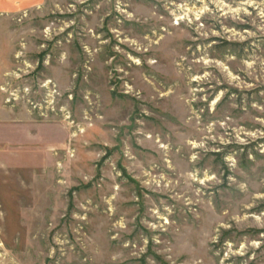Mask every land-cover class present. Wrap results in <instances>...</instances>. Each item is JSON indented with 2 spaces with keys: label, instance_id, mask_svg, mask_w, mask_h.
I'll return each instance as SVG.
<instances>
[{
  "label": "rangeland",
  "instance_id": "obj_1",
  "mask_svg": "<svg viewBox=\"0 0 264 264\" xmlns=\"http://www.w3.org/2000/svg\"><path fill=\"white\" fill-rule=\"evenodd\" d=\"M0 57V264H264V0H47Z\"/></svg>",
  "mask_w": 264,
  "mask_h": 264
},
{
  "label": "crops",
  "instance_id": "obj_2",
  "mask_svg": "<svg viewBox=\"0 0 264 264\" xmlns=\"http://www.w3.org/2000/svg\"><path fill=\"white\" fill-rule=\"evenodd\" d=\"M47 0H0V42L7 40L6 26L19 15L30 10L42 8ZM4 45H0V57L3 56ZM2 62V61H0Z\"/></svg>",
  "mask_w": 264,
  "mask_h": 264
}]
</instances>
